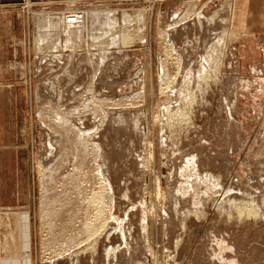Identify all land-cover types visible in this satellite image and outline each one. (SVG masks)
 I'll list each match as a JSON object with an SVG mask.
<instances>
[{"label": "rangeland", "instance_id": "obj_1", "mask_svg": "<svg viewBox=\"0 0 264 264\" xmlns=\"http://www.w3.org/2000/svg\"><path fill=\"white\" fill-rule=\"evenodd\" d=\"M236 2H0V264H264V213L229 200L264 211V38ZM43 13L84 25L76 56L38 51ZM65 113L98 131L101 156Z\"/></svg>", "mask_w": 264, "mask_h": 264}, {"label": "bare ground", "instance_id": "obj_2", "mask_svg": "<svg viewBox=\"0 0 264 264\" xmlns=\"http://www.w3.org/2000/svg\"><path fill=\"white\" fill-rule=\"evenodd\" d=\"M193 8V6H192ZM75 9V8H74ZM192 11V10H191ZM113 12V11H112ZM186 12V11H185ZM63 13V12H62ZM46 14V15H45ZM65 13H63L62 16H64ZM110 13H108L107 11L105 12H98L97 10H94V11H91V18L92 19H101L100 17H102L103 15H107L108 18H110L109 16ZM186 14V13H185ZM137 17L141 18V11H139L137 14H136ZM42 18L40 19V21H38V34H37V40H36V46L37 48L39 49L38 51L43 53L45 52L46 50H43V48L48 47L49 48H53L52 51L53 53L55 52V57L57 58L58 60V57H60V55H62V53L60 51H66V50H70L71 52V56L74 55L75 53V56H76V52L78 51V46L81 45L80 41H81V38H82V29H84V25H81L79 24L78 22H75V23H72L70 25H67V21L65 20V17H61V15H52V13H43ZM75 17V16H74ZM78 18V17H77ZM77 18H72L70 19L69 21L72 22V21H78ZM123 18L125 20L127 19H132V15L131 14H128V13H125ZM197 18V17H196ZM120 19V18H119ZM138 19V18H137ZM193 19V18H192ZM68 20V19H67ZM83 21V18L81 19ZM103 20V19H102ZM84 22L86 21H83V24ZM104 23H106L108 25V27L110 29L114 28L116 26V24L118 23V18H116V16H112V18L108 19L107 21H104ZM183 23V22H182ZM185 23V22H184ZM86 24V23H85ZM170 25V24H169ZM86 26V25H85ZM128 26V25H127ZM121 29V28H120ZM109 31L108 28L106 27V30L104 28L101 27V32L100 34H94L92 37L93 38H98L99 37V40L100 38L102 39L105 35H106V32ZM139 31V30H138ZM141 31V30H140ZM232 31V30H231ZM123 34L119 35L120 37H122L123 35H125L124 32H122ZM93 34V33H92ZM233 34V33H232ZM64 35V37L62 36ZM129 35V34H126V36ZM130 35H132V33L130 32ZM129 35V36H130ZM165 36V35H164ZM84 37V36H83ZM169 41V40H168ZM174 43V42H173ZM169 45V44H168ZM61 48V49H60ZM78 48V49H77ZM89 48V46H88ZM173 49V48H172ZM92 50V49H90ZM174 50V49H173ZM49 51V50H48ZM60 53H59V52ZM89 51V50H88ZM51 52V51H50ZM49 52V53H50ZM79 52V51H78ZM92 52V51H90ZM96 52V51H95ZM94 52V53H95ZM48 53V54H49ZM52 53V52H51ZM51 54L52 56L54 54ZM93 53V52H92ZM92 53L89 54L87 57L89 59L92 58ZM93 53V54H94ZM78 55V54H77ZM165 55V54H164ZM124 56V55H123ZM54 58V56H53ZM61 58V57H60ZM163 59V58H162ZM209 57L207 58L206 56H204V60L208 61ZM105 59H101V63L104 62ZM90 61V60H89ZM179 61V60H178ZM166 63V62H165ZM86 64V63H85ZM206 64V63H204ZM203 64V65H204ZM219 62H218V65L216 66L217 67V70L219 68ZM74 66V65H73ZM69 67V65L67 66ZM103 68V67H102ZM165 71V70H164ZM201 72V71H199ZM76 74V73H75ZM216 74V73H215ZM177 75V74H176ZM94 77L96 76V73L93 75ZM186 79L185 81L186 82H189V80L191 81V79L193 80V78L196 76H192L191 73H189L188 75H186ZM201 78H203L202 80H206L208 76H210L207 72L205 73H201L200 74ZM74 77V76H73ZM167 80H166V83L168 85H170L171 82H173L175 79H168V76H166ZM172 77L169 75V78ZM92 78V77H91ZM105 78V77H104ZM140 78V77H139ZM175 78V76H174ZM205 78V79H204ZM76 79V78H75ZM103 81V80H102ZM210 81V80H209ZM175 82V81H174ZM93 83V81L91 82ZM206 83V82H205ZM117 84V83H116ZM143 87V86H142ZM159 88V87H158ZM88 91H89V97L86 99V101L83 103V107L85 108H90L92 107L91 104L94 103V100H96V95L95 94H92L93 92V89L92 88H87ZM144 89V88H143ZM167 90V89H166ZM170 91V90H169ZM187 91V90H186ZM190 92V91H189ZM174 93V92H173ZM75 95V94H74ZM179 96V95H178ZM192 97V96H191ZM197 97V96H196ZM99 98V97H98ZM121 99V98H120ZM191 99V98H190ZM98 100V99H97ZM96 100V101H97ZM100 100V99H99ZM153 100V99H152ZM95 101V103H96ZM116 102V101H115ZM114 102V103H115ZM126 102V101H125ZM94 103V104H95ZM99 105V104H98ZM127 105V104H126ZM78 108L75 106V109L73 111V113L75 112H78V113H81L84 111V108L83 110L79 109L77 110ZM194 109V108H193ZM91 111V110H90ZM190 112V111H189ZM177 113V112H176ZM184 111L182 110L181 111V114H183ZM90 114V113H89ZM169 114L170 116L173 115V112L171 109H169ZM80 115H84V114H79ZM98 115V114H97ZM78 116V115H76ZM71 116H68L66 113L65 114H60L58 115V119L57 121H60L58 123H61L63 124L64 126H66V129H68L69 127L72 128V130H74V132L76 133V140H78L79 142L83 143V147L84 148H94V150H97L98 152V155L101 156V149H102V146H101V143L98 142V141H95V140H91V137L92 135H96V133L98 132H95V128H85L83 129V127L81 125H78L77 123H73V120L70 119ZM98 117V116H97ZM97 117H95V119L97 120ZM184 117V116H183ZM74 118V117H73ZM164 118V117H163ZM78 119V118H76ZM75 119V120H76ZM81 120V118H79ZM120 119V118H119ZM106 120V112L103 116V119L100 121L102 123H104ZM171 120V119H170ZM175 120V119H174ZM173 120V121H174ZM76 122V121H75ZM70 125V126H69ZM95 125H97L95 123ZM170 126V125H169ZM173 126V125H172ZM100 127V125H99ZM98 127V128H99ZM142 127V125H141ZM69 128V129H71ZM97 128V130H98ZM78 143V142H77ZM83 148V149H84ZM86 159V158H85ZM190 159V158H189ZM197 161V160H195ZM193 164V167H195V174H197V176L199 177H202L201 174H200V171L199 170V167H197V165L195 163H193V161L191 162ZM101 163H99L98 165V173L102 175L103 177V180H105V185H106V189H108L107 191L110 192V189H112V186L109 184V180L107 181V178L105 177V174H104V170H103V167L102 165H100ZM147 165V164H146ZM206 179H208L209 182L212 183L213 187L215 186H218L220 185L219 181H218V178H215L214 175H211V174H206ZM100 183V182H99ZM105 188V187H104ZM226 190V189H225ZM232 192L234 191H229V193L231 194ZM223 193V192H222ZM228 193V190H226L224 192V197H227L229 195ZM97 194V193H95ZM238 194V193H237ZM240 196H243L244 198L242 199H238L235 195V198H230V203L232 205H235L237 211L239 212V215H245L246 214H254L255 216H258L262 213H264V211L260 208L261 205L258 204V202H255L256 199L254 196H249L248 193L246 192H239ZM103 195V194H102ZM101 195V196H102ZM248 195V196H247ZM95 196V195H94ZM104 196L100 197V194L99 196L97 197L98 200H100V202H104ZM103 198V199H102ZM237 198V199H236ZM248 198V199H246ZM251 198V199H249ZM94 200V199H93ZM111 203V202H110ZM263 208V207H262ZM196 213H199V212H196ZM200 215V214H199ZM199 217V216H198ZM9 223V222H8ZM95 229V228H94ZM147 230V229H146ZM90 232V231H89ZM98 232V231H97ZM91 234V233H90ZM93 237V236H92ZM8 246V244H7ZM20 246V245H19ZM8 248V247H7ZM18 249V248H17ZM9 250V249H8ZM17 256V255H16ZM11 257V256H10ZM14 257V256H13ZM1 259V258H0ZM28 259L29 257H27V262H28ZM30 263V262H28Z\"/></svg>", "mask_w": 264, "mask_h": 264}, {"label": "crops", "instance_id": "obj_3", "mask_svg": "<svg viewBox=\"0 0 264 264\" xmlns=\"http://www.w3.org/2000/svg\"><path fill=\"white\" fill-rule=\"evenodd\" d=\"M11 1H17V0H0V2H4V3ZM236 6H237L236 10L242 9L243 14L245 15L243 25L246 32L250 34H254V33L262 34L264 38V0H237ZM253 69L255 68L252 67V70ZM0 80H1V69H0ZM10 101L12 102L13 98H10Z\"/></svg>", "mask_w": 264, "mask_h": 264}, {"label": "built area", "instance_id": "obj_4", "mask_svg": "<svg viewBox=\"0 0 264 264\" xmlns=\"http://www.w3.org/2000/svg\"><path fill=\"white\" fill-rule=\"evenodd\" d=\"M74 18H76V17H74Z\"/></svg>", "mask_w": 264, "mask_h": 264}]
</instances>
